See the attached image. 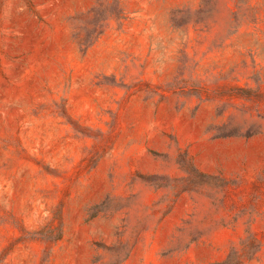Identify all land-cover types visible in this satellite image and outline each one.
Returning <instances> with one entry per match:
<instances>
[{"label": "rangeland", "instance_id": "obj_1", "mask_svg": "<svg viewBox=\"0 0 264 264\" xmlns=\"http://www.w3.org/2000/svg\"><path fill=\"white\" fill-rule=\"evenodd\" d=\"M0 264H264V0H0Z\"/></svg>", "mask_w": 264, "mask_h": 264}]
</instances>
